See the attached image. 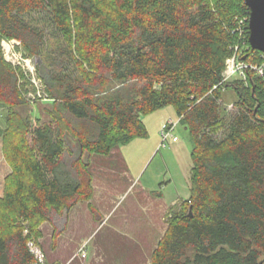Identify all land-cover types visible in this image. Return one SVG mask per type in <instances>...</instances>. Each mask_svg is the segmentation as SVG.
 <instances>
[{
  "label": "trees",
  "instance_id": "1",
  "mask_svg": "<svg viewBox=\"0 0 264 264\" xmlns=\"http://www.w3.org/2000/svg\"><path fill=\"white\" fill-rule=\"evenodd\" d=\"M249 15L245 0H0V135L12 167L0 264L33 262L42 224L92 198L91 155L148 136L143 116L168 105L194 142L191 193L169 210L152 264H264V80L223 75L237 46L241 60L264 61L249 31L242 45ZM5 40L38 59L47 120L33 118V83ZM226 89L237 95L230 119Z\"/></svg>",
  "mask_w": 264,
  "mask_h": 264
},
{
  "label": "rangeland",
  "instance_id": "2",
  "mask_svg": "<svg viewBox=\"0 0 264 264\" xmlns=\"http://www.w3.org/2000/svg\"><path fill=\"white\" fill-rule=\"evenodd\" d=\"M3 45L7 60L20 65L33 83L26 92L32 104L33 118L47 120L52 104L38 75V59L27 56L17 40H5ZM243 47L244 51L248 49ZM112 84L118 86L120 82ZM236 100L235 91H224L222 113L228 119L236 110ZM5 115V108L0 107V129L6 125ZM143 121L148 136L119 144L110 154L91 155L95 209L83 201L67 215L66 212L62 216L55 215L53 222L44 224L40 247L47 261L51 259L50 262L60 261L62 264H152L153 251L168 228L169 210L174 205H182L190 196L194 142L172 105L144 115ZM166 130L169 137L164 140L163 132ZM174 136L176 140H173ZM11 172L0 135V195ZM56 217L63 221L62 227L66 222V227L55 241ZM54 241L56 249L52 247Z\"/></svg>",
  "mask_w": 264,
  "mask_h": 264
},
{
  "label": "built area",
  "instance_id": "3",
  "mask_svg": "<svg viewBox=\"0 0 264 264\" xmlns=\"http://www.w3.org/2000/svg\"><path fill=\"white\" fill-rule=\"evenodd\" d=\"M246 20L249 21V17L241 19L240 21L241 25L238 28V30L242 33V39H243L242 45H246L244 37H246V35L248 34L247 31H249V35H250L249 23L247 25H244ZM241 53L242 51L240 50V47L237 46L235 54L232 57L228 58L227 67L223 73L224 80L231 78L233 75H239L242 77H246L247 69L253 70L258 76H260L264 80V61L262 63L245 62L244 60L240 59ZM163 136H164V140H167L169 137V131L167 130L164 131ZM176 139L177 137L174 136L173 140H176ZM28 245L34 254V260L30 264H49L46 258V254L44 250L40 247V245H38L34 240H30L28 242ZM82 250L83 248L81 249V251ZM85 255L86 253L84 252L83 256Z\"/></svg>",
  "mask_w": 264,
  "mask_h": 264
},
{
  "label": "water",
  "instance_id": "4",
  "mask_svg": "<svg viewBox=\"0 0 264 264\" xmlns=\"http://www.w3.org/2000/svg\"><path fill=\"white\" fill-rule=\"evenodd\" d=\"M245 4L250 9L249 43L264 54V0H245Z\"/></svg>",
  "mask_w": 264,
  "mask_h": 264
},
{
  "label": "crops",
  "instance_id": "5",
  "mask_svg": "<svg viewBox=\"0 0 264 264\" xmlns=\"http://www.w3.org/2000/svg\"><path fill=\"white\" fill-rule=\"evenodd\" d=\"M93 179H94V175H93ZM94 191H95V187H94ZM95 193V192H94ZM94 195V194H93ZM92 198H93V196H92ZM92 198L90 199V200H88L87 202H89L88 203V206H90L93 210L95 209V205H94V203L92 202ZM81 202H83V201H81ZM80 203V202H79ZM76 205H78V204H76ZM75 205V206H76ZM75 206H73L71 209H69L68 211H66V215L75 207ZM58 216V215H57ZM56 225H57V228L55 229V226H54V234H53V239H54V235H55V232L56 233H58L57 234V237L58 236H60V233H62L61 231H63V229H65V227H66V222H65V224L63 225V227H62V220H61V218H60V220H59V217H56ZM49 222V221H48ZM53 222V221H52ZM46 222H44L43 224H42V226H41V228H42V230H43V226H44V224H45ZM50 223H51V221H50ZM44 232V231H43ZM44 237V236H43ZM43 237L41 238V242H42V239H43ZM57 239V238H56ZM56 239H55V241H56ZM54 241V243H53V245H52V247L53 248H55L56 249V247H57V243ZM81 250V249H80ZM49 260H51V259H49ZM48 260V261H49ZM51 263H53V264H62L60 261H52V262H50L49 261V264H51Z\"/></svg>",
  "mask_w": 264,
  "mask_h": 264
}]
</instances>
